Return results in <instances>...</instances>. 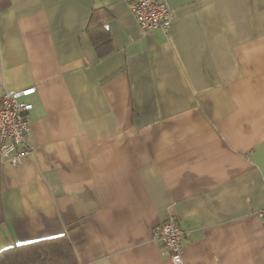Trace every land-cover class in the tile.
<instances>
[{"label":"crops","instance_id":"0c3cea01","mask_svg":"<svg viewBox=\"0 0 264 264\" xmlns=\"http://www.w3.org/2000/svg\"><path fill=\"white\" fill-rule=\"evenodd\" d=\"M168 2L144 34L126 0H0V92L35 88L0 251L77 226L79 264H173L174 220L182 264H264V0Z\"/></svg>","mask_w":264,"mask_h":264},{"label":"built area","instance_id":"2783aa9c","mask_svg":"<svg viewBox=\"0 0 264 264\" xmlns=\"http://www.w3.org/2000/svg\"><path fill=\"white\" fill-rule=\"evenodd\" d=\"M131 14L144 34L156 29H170L174 14L168 0H126ZM35 88L0 92V165L10 164L19 168L30 154L31 124L28 118L31 103L24 98ZM258 216L264 223V208ZM187 232L174 220L161 224L155 230L154 239L170 254L173 264L183 263V243Z\"/></svg>","mask_w":264,"mask_h":264},{"label":"trees","instance_id":"16d2710c","mask_svg":"<svg viewBox=\"0 0 264 264\" xmlns=\"http://www.w3.org/2000/svg\"><path fill=\"white\" fill-rule=\"evenodd\" d=\"M102 8L94 9L87 31L99 27L108 29L110 16L106 12L96 17ZM104 10V9H103ZM98 22L99 27L94 24ZM108 34V32L106 31ZM88 35H93L89 33ZM105 37V36H104ZM98 50L100 46H95ZM81 230L73 227L66 234L54 238L37 240L27 244L16 245L0 251V264H79L75 245L81 239Z\"/></svg>","mask_w":264,"mask_h":264}]
</instances>
